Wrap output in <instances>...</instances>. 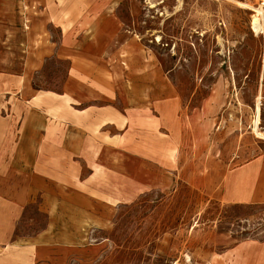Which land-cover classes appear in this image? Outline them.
<instances>
[{"label": "rangeland", "instance_id": "1", "mask_svg": "<svg viewBox=\"0 0 264 264\" xmlns=\"http://www.w3.org/2000/svg\"><path fill=\"white\" fill-rule=\"evenodd\" d=\"M6 1L1 73L23 74L32 38L69 50L0 89V131L50 133L29 171L0 146V182L32 190L18 235L49 204L76 233L29 264H232L264 240V203L218 182L264 154V0Z\"/></svg>", "mask_w": 264, "mask_h": 264}, {"label": "crops", "instance_id": "2", "mask_svg": "<svg viewBox=\"0 0 264 264\" xmlns=\"http://www.w3.org/2000/svg\"><path fill=\"white\" fill-rule=\"evenodd\" d=\"M5 5L11 4L6 0H0V28L8 26L2 23ZM46 40L44 37L42 43H35V38H32L30 42L32 48L26 51V64L22 75L0 72L1 91L17 94L23 90L24 86L26 90H29L30 75L39 69L46 59L55 53L66 56L69 51L67 45L58 44L57 48L54 43ZM80 78L82 79V77ZM44 123H46L45 117L43 119L34 110L28 111L27 127ZM33 130L24 131L19 135L14 132L0 131V141H5L4 143L0 142L1 150L7 156H16V163L18 160L25 161L26 171L33 169L36 164V156L46 154L41 151L42 148L39 147L37 141L50 139V133ZM222 176L218 182L221 181L219 185L228 201L264 203V154L249 160L228 174L226 173L224 177ZM28 188L29 186L20 189L16 180L0 182V264H19L20 256L23 257L26 264H29V261H34L36 252L41 259H47L49 258L47 253L51 247L72 244L75 238L73 217L70 213L62 211L58 204H49L50 221L47 227L35 237L18 235L19 220L32 196V190ZM232 257V264H264V240L244 243L233 252Z\"/></svg>", "mask_w": 264, "mask_h": 264}, {"label": "bare ground", "instance_id": "3", "mask_svg": "<svg viewBox=\"0 0 264 264\" xmlns=\"http://www.w3.org/2000/svg\"><path fill=\"white\" fill-rule=\"evenodd\" d=\"M248 4V3H247ZM250 6H249V9L250 10H252V9H254L255 8V10H257L260 14L263 12V11H260V9L262 8V5L261 4H259V6H253V5H251V4H249ZM261 7V8H260ZM245 8V7H244ZM258 8H260V9H258ZM252 129H253V127H252Z\"/></svg>", "mask_w": 264, "mask_h": 264}]
</instances>
